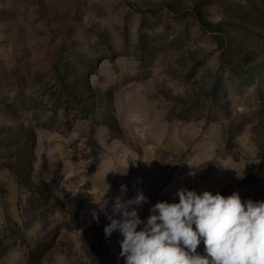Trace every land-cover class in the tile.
I'll list each match as a JSON object with an SVG mask.
<instances>
[{
  "label": "rangeland",
  "instance_id": "374dc122",
  "mask_svg": "<svg viewBox=\"0 0 264 264\" xmlns=\"http://www.w3.org/2000/svg\"><path fill=\"white\" fill-rule=\"evenodd\" d=\"M104 183L264 201V0H0V264H124Z\"/></svg>",
  "mask_w": 264,
  "mask_h": 264
},
{
  "label": "clouds",
  "instance_id": "9594fccd",
  "mask_svg": "<svg viewBox=\"0 0 264 264\" xmlns=\"http://www.w3.org/2000/svg\"><path fill=\"white\" fill-rule=\"evenodd\" d=\"M112 172L127 175L128 163ZM104 184L98 199L92 200L96 208L91 215L98 221L103 213L109 220L106 237L120 234L124 264H264V201H242L237 192L223 196L180 187L174 193L178 202L157 201L142 220L138 209L148 197L141 190L125 198L128 188L121 184L109 212L105 194L111 186ZM201 242L204 255L197 252Z\"/></svg>",
  "mask_w": 264,
  "mask_h": 264
},
{
  "label": "trees",
  "instance_id": "16d2710c",
  "mask_svg": "<svg viewBox=\"0 0 264 264\" xmlns=\"http://www.w3.org/2000/svg\"><path fill=\"white\" fill-rule=\"evenodd\" d=\"M196 19L202 27H204V28L207 27V25H208L207 22L204 20L201 12L197 11V10H196ZM217 39H220V38L218 37ZM222 42L223 41L220 39L219 43H222ZM86 87H87V89L91 90L90 86L88 84H86ZM29 132H31V137H33V139H34V134H33L32 129H29ZM32 156H33L32 152L30 151L29 152V158L27 157V163H26L27 166L26 167H15L12 164H6L5 165L16 176L19 183L21 185L26 186L27 188H30V183H31L30 177H31V171H32V163H31Z\"/></svg>",
  "mask_w": 264,
  "mask_h": 264
}]
</instances>
